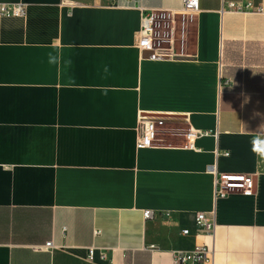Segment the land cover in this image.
I'll return each mask as SVG.
<instances>
[{
  "label": "crops",
  "instance_id": "obj_1",
  "mask_svg": "<svg viewBox=\"0 0 264 264\" xmlns=\"http://www.w3.org/2000/svg\"><path fill=\"white\" fill-rule=\"evenodd\" d=\"M182 1L0 0L25 8L0 17V264H171L203 244L206 264H264V11ZM142 8L164 56L139 47ZM219 174L252 190L216 197Z\"/></svg>",
  "mask_w": 264,
  "mask_h": 264
},
{
  "label": "built area",
  "instance_id": "obj_2",
  "mask_svg": "<svg viewBox=\"0 0 264 264\" xmlns=\"http://www.w3.org/2000/svg\"><path fill=\"white\" fill-rule=\"evenodd\" d=\"M138 1V0H127V2ZM223 8L227 7L228 10H251L254 12H263L262 5H254L251 2L246 4L237 3L232 0H223ZM142 23L138 36L139 47L142 50L152 51L160 56H164L160 48L157 47L156 41V17L152 9L142 8ZM199 11V0H183L182 6L178 10V13L182 15H194ZM25 8L22 4H0V17L5 14H24ZM174 14V11L162 10L160 17L170 18ZM170 54V53H168ZM157 127L155 126V121L146 115H142L141 118V137L139 139V144L141 146H149L151 142L156 138ZM208 131H189L188 135L191 138H197L198 136L208 134ZM214 169V166H211ZM253 187V180L251 177H246L242 175H231V174H219L216 178V188L215 196H225L231 189L242 188L244 191H251ZM146 218H152V210L145 211ZM197 225L200 230L212 233L215 228L214 219H207L204 212H200L197 215ZM97 233V232H96ZM47 245H52L48 242ZM93 254V249H90V255ZM214 250L213 247L208 244L198 245L190 252H184L180 250L172 251V261L171 264H206L208 261H213Z\"/></svg>",
  "mask_w": 264,
  "mask_h": 264
},
{
  "label": "clouds",
  "instance_id": "obj_3",
  "mask_svg": "<svg viewBox=\"0 0 264 264\" xmlns=\"http://www.w3.org/2000/svg\"><path fill=\"white\" fill-rule=\"evenodd\" d=\"M50 62H53L50 60ZM252 150L262 156H264V133L257 134L251 141Z\"/></svg>",
  "mask_w": 264,
  "mask_h": 264
},
{
  "label": "rangeland",
  "instance_id": "obj_4",
  "mask_svg": "<svg viewBox=\"0 0 264 264\" xmlns=\"http://www.w3.org/2000/svg\"><path fill=\"white\" fill-rule=\"evenodd\" d=\"M150 118V117H149Z\"/></svg>",
  "mask_w": 264,
  "mask_h": 264
}]
</instances>
